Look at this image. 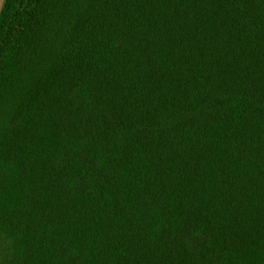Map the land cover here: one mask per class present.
I'll use <instances>...</instances> for the list:
<instances>
[{
    "label": "trees",
    "instance_id": "obj_1",
    "mask_svg": "<svg viewBox=\"0 0 264 264\" xmlns=\"http://www.w3.org/2000/svg\"><path fill=\"white\" fill-rule=\"evenodd\" d=\"M0 264H264V0H3Z\"/></svg>",
    "mask_w": 264,
    "mask_h": 264
},
{
    "label": "water",
    "instance_id": "obj_2",
    "mask_svg": "<svg viewBox=\"0 0 264 264\" xmlns=\"http://www.w3.org/2000/svg\"><path fill=\"white\" fill-rule=\"evenodd\" d=\"M2 2H3V0H0V8H1V5H2Z\"/></svg>",
    "mask_w": 264,
    "mask_h": 264
}]
</instances>
